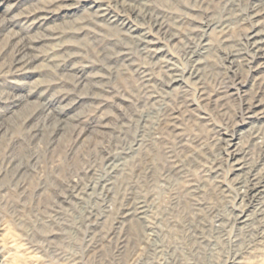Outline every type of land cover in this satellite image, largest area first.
Masks as SVG:
<instances>
[{
    "label": "rangeland",
    "instance_id": "1",
    "mask_svg": "<svg viewBox=\"0 0 264 264\" xmlns=\"http://www.w3.org/2000/svg\"><path fill=\"white\" fill-rule=\"evenodd\" d=\"M98 1L0 0L5 60V33L46 38L29 68L0 71V124L29 101L31 124L50 113L75 126L31 140L14 124L0 144V161L9 145L31 164L19 196L0 162V264H264V242H232L236 215L258 201L241 200L230 164L234 147L264 162L263 125L243 113L246 97L264 96V70L234 67L264 31V0ZM141 35L155 43L137 47ZM171 74L181 80L162 86ZM101 76L106 90L90 99ZM96 123L102 134L77 137Z\"/></svg>",
    "mask_w": 264,
    "mask_h": 264
},
{
    "label": "bare ground",
    "instance_id": "2",
    "mask_svg": "<svg viewBox=\"0 0 264 264\" xmlns=\"http://www.w3.org/2000/svg\"><path fill=\"white\" fill-rule=\"evenodd\" d=\"M64 1L70 3L79 0H64ZM80 1H87V0H80ZM99 1L104 3V2H109L111 0H99ZM105 10L106 8L101 10L100 16L104 17L106 15ZM260 10H264V8ZM154 23H155L154 25L159 29H162L164 27V25L161 22L156 21ZM132 38H134L135 45L137 47H141V49H147L151 44L155 43L152 40H147L146 35L143 36L141 35L139 37H132ZM44 39H46L44 35L34 34L33 37L31 38L29 37L25 41L22 38L18 37L15 33H11V32L5 33L3 36V45L4 46L12 45L10 50L11 57L5 60L2 56L7 49L3 48L0 50V71L5 72V71H9L12 68H15L17 70L23 68H29V66L34 63V61L40 56V54L43 53L41 52L39 46L43 45L42 42ZM247 39H249L248 42L250 47V53H248L249 51L247 53L237 52L234 67L242 68L243 66H246L247 70L252 69V71H254L255 73L264 70V31L252 30L249 33ZM191 51H189L190 55H191ZM148 55L152 58L156 57L157 59V57L159 58L160 55H162V50L160 48H157V52L155 54L153 55L148 54ZM64 61H65V65L61 67V69L72 70L73 67L69 65L68 59L66 58ZM171 75L172 76L169 78V81L162 86L168 87L181 80L177 77H174L175 76L174 74ZM198 75L199 74H194L192 78L197 79ZM78 77L79 79H81V81L84 78L83 75H80ZM104 78L105 76H101L97 80L98 82L89 84L93 89L91 95H87L90 99L97 98L96 96L99 95L98 93H101L102 91L106 90L104 88L105 86L103 82ZM199 79L201 82V78ZM151 81L152 79L150 77H147V74H143L140 76L139 84L140 87H142L144 94L146 95L147 98L156 99L157 96L159 95V92L153 89V85L151 84ZM193 82L196 83V80ZM77 84L82 85V89H81L82 92L88 90V87L83 85L80 81H78ZM162 89L163 88H161V90ZM28 102L24 101L23 106L19 108L18 111L14 112L13 115L9 116L4 123L0 124V144L2 143L6 144L9 141L8 133H10L11 126H13L14 124L18 126L20 125L23 128L26 125H30V127L26 130V132L29 133L28 135L31 137L30 138L31 140H34L39 135V133H41L43 129L44 130L48 129L54 132V134H56V136L58 137L59 135L66 133L72 127H75L74 125L68 123V120L59 121L58 119H56L54 115L51 116L50 113L46 114L42 123L31 124L30 115L34 114V111L37 109V106H34L33 102L30 103ZM243 110H244L243 113L247 119L262 123L263 131H264V96L257 94L246 97L243 101ZM39 125L41 126V128L39 127ZM97 127H100L101 129L105 128L104 125L100 126L99 123H96L94 125H91L88 129L81 128L80 130H78L77 137L82 138L84 137L83 135L87 134V132L89 134L95 133L96 136H99L100 134L103 133V131L94 129ZM85 131L86 134H84ZM259 138H260L259 141L261 142L260 146L263 148L264 133ZM231 141L233 140L231 139ZM233 146H235V143H233L231 147ZM1 156L2 159L0 162L3 163V170H4L1 176L2 179L8 182V186L10 187L9 190L13 189V191L16 192L17 195L23 196L26 189V182L24 179V175H26V173L30 171V168L28 166L31 165L29 164L30 162H27L26 165H24V167L23 166L20 167L19 162L22 157L21 158L18 157L15 154L14 149L9 145H5L3 155L1 154ZM29 157H30L29 158L30 161L31 156L29 155ZM113 159L114 158H111L110 155H107L105 157V161H107V163L111 161L113 163ZM230 164L234 170V178L232 180L233 186L235 189L239 191L241 200L247 199L249 197L252 198L255 197L256 200L258 201V205L256 204L257 208L255 207L254 212L248 213L249 211L245 212L244 210L241 209L242 211L240 213L238 214L236 213L237 214L236 223L238 227V232L236 231L235 234L233 235L232 242L236 246L242 243H248V245H251L254 243L264 242V162H262L259 166H256L257 164H255L250 159V157L244 150L238 147H234L230 153ZM194 191L197 192L198 190H194Z\"/></svg>",
    "mask_w": 264,
    "mask_h": 264
}]
</instances>
